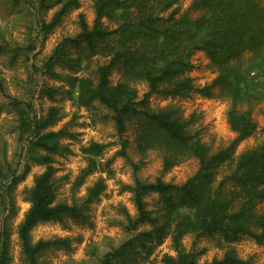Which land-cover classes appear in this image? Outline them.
<instances>
[{
	"label": "trees",
	"instance_id": "1",
	"mask_svg": "<svg viewBox=\"0 0 264 264\" xmlns=\"http://www.w3.org/2000/svg\"><path fill=\"white\" fill-rule=\"evenodd\" d=\"M14 7L26 4L32 15L33 26L43 37L51 34L64 17L81 5V0H12ZM181 0H96L95 20L90 25L80 15V31L64 38L47 57L42 66L46 75L69 83V94L79 106L98 103L109 111L120 138L136 121L138 144L144 150L160 151L163 168L169 170L186 158H195L199 170L183 184H173L157 178L153 182L140 180L134 165L135 182L128 189L132 194L136 215L122 209L125 220L121 225L128 239L111 245L97 256L95 264H128L137 250L151 255L167 238L172 239L176 256L165 255L164 264H199L206 251L183 248L182 241L193 235L219 239L227 250L222 259L206 264H252L237 256L233 243L249 238L264 245V212L258 205L264 202V141L231 159L224 177L217 181V169L227 158L226 151L211 153V149L190 133L188 122L181 120L173 108L154 110L145 108L154 95L184 97L197 92L211 97L215 88L231 101L228 123L238 140L254 134L257 124L251 109L241 106L264 100V7L260 0H192L183 14L177 5ZM177 6V7H175ZM56 9L50 22L47 12ZM171 10L168 17L163 13ZM199 14L193 18L192 14ZM109 19L114 27L106 26ZM32 28V27H31ZM0 55L11 54L15 63L21 56L35 51L36 41L27 45L11 46L0 30ZM77 56L73 57V52ZM206 52L217 68L218 76L212 84L195 87L188 73L194 69L192 56ZM97 66L92 69V65ZM56 66H62L80 76L60 75ZM38 70V69H37ZM119 72L121 79L114 83L112 75ZM136 83H145L148 92L137 101ZM61 88L48 87L41 91L55 101ZM0 92L9 100L0 105V112L9 107L18 116V142L22 171L6 158H0V217L13 206L12 189L30 172L32 165L45 167L27 190L26 200L31 204L19 226L18 236L27 264H48L45 253L51 250H70L71 240L50 239L32 241V232L40 224L63 223L86 219V208L105 190L102 179L89 190L82 204L57 201L54 157L66 151L61 143L65 131L55 132L60 109L50 107L39 115L31 102L9 97L0 82ZM264 132V131H263ZM123 141L120 155L126 153ZM105 146L91 143L83 148L88 165L76 179L81 187L86 178L99 166L98 157ZM156 196L155 209L148 208L147 198ZM8 232L0 242V264L8 260ZM70 264V263H66Z\"/></svg>",
	"mask_w": 264,
	"mask_h": 264
},
{
	"label": "rangeland",
	"instance_id": "2",
	"mask_svg": "<svg viewBox=\"0 0 264 264\" xmlns=\"http://www.w3.org/2000/svg\"><path fill=\"white\" fill-rule=\"evenodd\" d=\"M95 1L81 0L78 9L68 13L61 24L51 34L43 37L39 28L33 26L32 15L26 4L14 7L12 0H0V30L11 46L27 45L37 39L35 51L28 56H21L17 62L11 63V54L0 55V82L5 88V94L12 98L33 103L39 115L45 114L50 107L60 109L61 118L52 128L55 132L65 131L60 143L66 151L54 157L56 168L55 183L57 201L68 204H82L87 197L88 190L100 179L104 181L105 190L100 197L86 208V219L75 221L65 220L63 223H44L38 225L32 232L34 243L40 240L69 239L70 250H51L45 253L48 264H95L97 256L109 250L111 245H117L128 239L121 223L125 220L122 209H126L131 216L136 215L133 197L128 187L135 182L134 165L139 169L136 176L147 182L157 178L173 184H183L199 170V162L195 158H186L169 170L163 168V157L160 151L144 150L138 144L136 121L128 126L123 138L117 133L111 111L95 103L90 107H82L71 97L69 83L46 75L41 69L57 45L66 37L75 36L80 31V15L92 25L95 20ZM264 7V0H260ZM192 0H181L177 5L180 13L186 12ZM175 6V7H177ZM56 9L46 13L44 19L50 22ZM171 10L163 13L168 17ZM198 11L192 14L195 18ZM106 26L114 27L109 19H103ZM32 27V28H31ZM1 40V39H0ZM77 54L74 51L73 57ZM194 69L188 73L197 88L212 84L218 76L217 68L212 65L209 55L204 51L195 52L192 56ZM97 66L92 65V69ZM38 69V70H37ZM55 71L60 75L80 76L68 68L56 66ZM121 79L119 72H114L112 80L117 83ZM137 90V101L143 100L148 92L145 83L133 85ZM48 87L61 88L56 100H50L41 91ZM9 100L0 92V105ZM173 108L181 120L188 122L187 128L210 147L211 153L226 151L227 158L217 169V181L226 175L227 166L231 159L235 160L244 151L259 146L264 141V100L254 102L252 106L245 104L241 109H251L252 118L257 124L254 134L246 139L238 140V135L231 130L228 123V112L231 101L221 95L215 88L211 97H205L197 92L184 97L152 96L145 104V108L161 110ZM18 116L9 107L0 112V158H6L13 167L22 171L24 159L20 160V144L18 142ZM128 142L126 153L129 159L119 153L123 148V141ZM105 146L103 154L98 157V169L86 178L84 184L77 188L76 179L88 165L87 155L83 148L91 143ZM45 167L32 165L30 172L13 189V206L0 217V242L4 231L8 232V260L7 264H27L24 260L18 236L19 226L23 222L31 204L26 200L27 190L34 186L35 178L43 173ZM148 208L155 209L158 199L156 196L147 198ZM264 212V202L257 207ZM183 248L190 251L195 246L197 252H206L199 257V264L212 262L215 258L222 259L227 247L220 244L219 239L201 238L196 241L193 235L186 236ZM237 256L249 260L252 264H264V245L245 238L231 245ZM93 251L97 256L93 254ZM165 255L176 256L172 239L167 238L151 255L139 248L128 261V264H164Z\"/></svg>",
	"mask_w": 264,
	"mask_h": 264
}]
</instances>
